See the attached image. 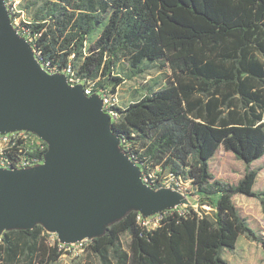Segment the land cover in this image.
<instances>
[{
  "label": "trees",
  "instance_id": "obj_1",
  "mask_svg": "<svg viewBox=\"0 0 264 264\" xmlns=\"http://www.w3.org/2000/svg\"><path fill=\"white\" fill-rule=\"evenodd\" d=\"M16 10H9L12 24L42 65L69 68L81 85L114 100L111 130L141 171L155 172V189L169 173L183 195L215 198L212 216L179 207L152 230L137 222L139 213H128L88 243L99 264H226L223 250H233L242 235L264 248L232 201L263 196L252 189L257 172L246 169L228 184L209 169L219 149L246 166L264 157V0H22ZM22 12L30 21L17 26ZM152 65L170 71L166 85L119 108L120 86ZM11 151L3 155L11 164L46 154L35 145ZM46 242L39 225L5 231L0 264H54L61 254Z\"/></svg>",
  "mask_w": 264,
  "mask_h": 264
},
{
  "label": "water",
  "instance_id": "obj_2",
  "mask_svg": "<svg viewBox=\"0 0 264 264\" xmlns=\"http://www.w3.org/2000/svg\"><path fill=\"white\" fill-rule=\"evenodd\" d=\"M103 101L50 74L0 0V134L28 131L47 145L42 162L0 168V236L39 225L59 243L101 237L130 212L148 218L188 201L153 189L113 134Z\"/></svg>",
  "mask_w": 264,
  "mask_h": 264
},
{
  "label": "rangeland",
  "instance_id": "obj_3",
  "mask_svg": "<svg viewBox=\"0 0 264 264\" xmlns=\"http://www.w3.org/2000/svg\"><path fill=\"white\" fill-rule=\"evenodd\" d=\"M14 1L19 5L22 0ZM16 19L15 25L17 26H21L30 21V17L23 12L16 17ZM96 37L97 34L90 40L92 41ZM119 66L126 74V63H120ZM169 77L170 71L168 69H160L158 65H152L151 68L148 71L146 70L143 74L127 79L116 93L118 107L125 108L129 103L140 99L147 93L150 87L156 89L165 86L166 80ZM262 122L264 125V121ZM209 169L216 179L228 182V184H236L239 180H242L246 173V169L257 172L256 181H254L252 189L254 192L261 193L263 196L260 198H250L236 195L237 198L234 199V202L242 209L251 225L258 229V231L254 232L264 240V234H261L264 233V203L261 204V201H264V157L246 166L244 161L237 159L229 151L220 149L217 151L214 158L210 160ZM162 176H165V174ZM188 184L185 185L184 188H187ZM184 197L188 203L181 207H192L197 213L205 211V214L212 216L214 212L212 204L215 202V198L210 200L202 198L199 195H184ZM201 203H204V205H201ZM127 244H129V237L123 234L121 236L120 247L125 252H127ZM222 257L225 259L226 264H264V248L242 235L237 241V246L234 247L233 250H223ZM98 260V257L86 251L82 256L76 258L62 256L61 259L54 264H99Z\"/></svg>",
  "mask_w": 264,
  "mask_h": 264
},
{
  "label": "built area",
  "instance_id": "obj_4",
  "mask_svg": "<svg viewBox=\"0 0 264 264\" xmlns=\"http://www.w3.org/2000/svg\"><path fill=\"white\" fill-rule=\"evenodd\" d=\"M5 3L7 5L8 11L10 10L11 13H17L16 7H18V5L15 3L14 0H5ZM16 21H17V19L14 18V24L16 23ZM42 67L45 70H47V72L50 74H54V73H58V72L64 73V76H66V78H67L68 84H70L71 86H74L76 84H80L78 79H76L73 76L74 74L72 73V71L69 68L66 71H57V70L53 71V70H48L44 65H42ZM81 86H83V85H81ZM83 88H84V94L86 96H90L91 94L98 95L103 101V107H102L103 110L102 111L111 117V122L116 121L117 116L113 113V111H111V107L112 106L114 107V100L112 98L106 96V92H104V91H100V93H93L92 84H87L86 87L83 86ZM18 142H20L19 145H18ZM121 144H123V141ZM32 145L37 146L40 150L46 149V152H47V145L45 143V140H43L42 138H40L36 134L29 133L28 131H24V130L23 131H15L13 133L9 132V133H5V134H0V168L24 169V168L34 167V166L40 164L42 162L41 160L36 161V162L35 161L29 162L28 160L25 159L26 158L25 156L19 157L18 161L15 160L12 164H11L10 160H4L3 159V155L5 154V152H12L11 150H18V151H20V153H22L25 150V146L29 147ZM122 150L128 154V156L133 160V162L136 165H138L134 161L133 157H131L129 155V152L127 150H124V149H122ZM138 166L140 167V165H138ZM141 173H142V181L144 182V184L155 189L152 186L154 184L153 179L157 178L155 175V172L145 174L144 171H141ZM161 177L162 178H159V181H158L161 184V186L163 188L173 189L171 187L170 183L173 180H175L176 177L173 176L172 174H169V173L165 174V176L161 175ZM175 181L177 184V180H175ZM177 185L182 186V182L179 181V179H178ZM176 208H174V209H176ZM181 208H183V207H181ZM174 209H170V210H174ZM166 211H169V210H166ZM164 213H165V211L158 213L156 215H153L151 217H148V218H143L142 215L138 214L136 219L140 225L145 227V229L152 230L159 225V222L163 218ZM45 233H46V237H47L46 243L50 247L56 248L58 253L61 254V257L62 256H68L71 258L80 257L86 252V247H87L88 243L91 242V240L85 239V240L78 242V243L62 244V243H59V239H58L56 234L47 233V232H45Z\"/></svg>",
  "mask_w": 264,
  "mask_h": 264
},
{
  "label": "crops",
  "instance_id": "obj_5",
  "mask_svg": "<svg viewBox=\"0 0 264 264\" xmlns=\"http://www.w3.org/2000/svg\"><path fill=\"white\" fill-rule=\"evenodd\" d=\"M220 150V149H219ZM214 158V157H213ZM212 158V159H213ZM262 158V157H261ZM260 158V159H261ZM259 160V159H258ZM257 161V160H256ZM255 162V161H254ZM252 164V163H251ZM250 165V164H249ZM248 166V165H247ZM239 195H241L242 197L244 196L243 194H239ZM241 197V198H242ZM245 197H247V196H245ZM235 198H237L236 196L235 197H233L232 198V201H233V203H234V205L238 208V210L240 211V213H241V215L243 216V218H245L246 220H247V223H248V225L254 230V231H258V229L257 228H254L252 225H251V223H250V221H249V219L247 218V216H245L244 215V213H243V211H242V209L237 205V204H235V202H234V199ZM250 198H252V197H250ZM261 234H264V233H261ZM264 236V235H263ZM239 238H240V236H239ZM239 238H238V240H239ZM237 240V241H238ZM236 246H237V244H236Z\"/></svg>",
  "mask_w": 264,
  "mask_h": 264
}]
</instances>
